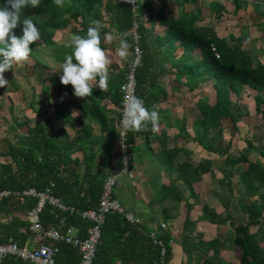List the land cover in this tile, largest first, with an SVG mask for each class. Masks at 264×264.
Wrapping results in <instances>:
<instances>
[{
  "label": "trees",
  "instance_id": "trees-1",
  "mask_svg": "<svg viewBox=\"0 0 264 264\" xmlns=\"http://www.w3.org/2000/svg\"><path fill=\"white\" fill-rule=\"evenodd\" d=\"M196 1L177 0L178 13L173 17L169 16L170 0H138L135 10L129 4L116 0L105 3L102 0H63L62 5H58L56 0H39L35 8L29 6L22 13V17L27 16L36 22L41 32V39L30 45L32 52L29 58L33 59L36 65L39 64L40 56L35 48L38 43H42L44 52L51 56L55 66H62L65 55L72 51L70 38L75 34H86L92 21H101L102 48L106 50L107 45H110V42L104 41V33H112L121 34L128 40L129 54H133L136 46L141 51L135 71L136 90L137 97L144 101L149 110L152 108L151 94L156 81L153 77L157 75L173 77L174 83L184 85L189 92L195 91L207 82L212 83L211 97L214 101L211 104L207 99L198 100L201 118L192 139L205 150L220 152L221 150L215 146L216 141L222 136V122L228 120L235 127L241 118L247 115L246 111L241 109L242 106L235 101L241 97L244 87L248 86L255 92V112L264 124V65L255 61L252 54L242 47L241 37L220 38L213 28L203 25L198 10L195 12L185 10L186 5L194 4ZM222 3L211 2V9L218 18L225 10ZM157 8L160 9L157 21L160 26L165 27L163 34L156 32L151 26V18ZM143 15H146V20H141ZM21 28L22 25L15 29L17 35L21 34ZM67 29L63 36L64 40L55 43V35ZM134 35L138 37L137 44L134 42ZM211 47L215 48L218 59L211 51ZM130 64L131 61L119 72L109 69L107 90L102 91L94 87L93 94L84 98L83 105L86 106L88 103L90 116H87V122L83 124L82 135H77L74 141H69L63 131L52 133L45 131L41 125H35L33 129H29L26 139L19 137L17 148L14 144H9L8 150L0 153V191L34 188L41 192L50 188L53 195L67 206L79 211L95 209L102 193L105 176L94 169V158L86 149V139H89L92 133L93 123L101 124L104 119L109 121L102 106L105 98L111 96L116 103H121L120 87ZM6 72L12 73L13 68ZM57 75L49 78L50 85L44 89L45 94H48L52 86L64 85ZM8 81L10 92L13 89L12 78ZM65 86L73 88L71 84ZM62 107L66 111H61ZM61 112L65 113L63 121L75 129L73 120L69 113H66V104L58 102L55 105V114ZM9 124L6 134L13 138L14 119ZM136 134L142 135L147 141L153 135L151 124L139 132L130 130L127 148ZM176 139L191 138L185 128H181ZM78 151L83 153L82 160L72 157ZM179 153L185 154L186 158L190 156L187 150L174 147L164 153L161 163L163 168L171 173L176 169L180 171L177 177L171 179V185L180 181L186 187H190L206 169L201 164L197 175L193 176L192 173L195 171L190 170L188 162L175 164L174 158ZM252 155L255 159L250 160ZM242 161L247 163V168L244 171L233 172L234 165ZM80 166L84 167L82 175L78 172ZM230 170L227 174L224 172L223 181L235 174L238 176V182L243 185L244 192L238 200V207L246 216V223L236 226L230 222L226 243L222 249L233 250L238 246L243 251V261L240 264H250L246 260L248 256L253 259V264H261L264 260V146H257L249 140L240 151V157L230 161ZM231 185L230 182L227 185L230 197L234 194ZM36 204L35 198L0 201V244L12 240L22 247L31 241L27 214L36 207ZM61 217L65 218L67 226L80 229L85 233L83 238L86 237L89 224L77 215L61 214L48 205L39 215L44 230L58 223ZM252 228L257 230L251 233ZM147 235L148 233L144 234L140 230L139 225L129 224L119 215H109L102 226L101 239L92 264H112L114 258L121 257L122 254L124 256L122 255L121 261L124 264H156V252ZM162 239L166 243L170 241L166 234L162 235ZM57 246L60 250L56 259L58 264H79L80 255L76 249L65 244ZM208 250H214V256L209 264H215L219 256L217 243L209 244ZM0 264L25 263L17 258H6Z\"/></svg>",
  "mask_w": 264,
  "mask_h": 264
},
{
  "label": "crops",
  "instance_id": "crops-1",
  "mask_svg": "<svg viewBox=\"0 0 264 264\" xmlns=\"http://www.w3.org/2000/svg\"><path fill=\"white\" fill-rule=\"evenodd\" d=\"M102 1L105 3V0ZM213 1L216 0H197L194 4L186 5L185 10H198L203 25L213 28L220 38L241 37L242 47L252 54L255 61L264 65V0L217 1L223 2L225 9L220 18L211 9ZM176 2L177 0L169 2V16L177 15ZM159 13L160 9L157 8L151 18V26L156 32L163 34L165 27L160 26L157 21ZM67 31L68 29L58 32L54 42L58 44ZM119 46L117 38L110 42L106 49V54L111 59L109 69L113 72L124 69L130 61L131 54L127 61L118 56L116 49ZM35 49L40 56L39 64L36 65L30 58L14 64L12 91H8L9 78L8 87L0 88L2 94H12L14 104L13 138L5 133L6 138L2 139L0 144V153L6 152L9 144H14L17 148L19 137L25 138L29 129H33L35 125H41L45 131L52 133L63 131L69 141H74L77 135H82L83 124L87 122V116H90L88 103L83 105L84 98L75 96L72 87L55 85L50 88L48 94L44 93V89L50 85L49 78L56 74L59 76L58 72L62 66H55L51 56L44 52L42 43H38ZM153 79L156 81L150 105L151 110L155 108L159 113L158 127L147 141L140 134L134 136L127 149L129 173L123 171L121 163V144L117 128L120 104L111 96L106 97L102 103L109 121L104 119L101 124L91 125L92 133L89 139H86V149L94 158V169L102 172L105 178L110 176L113 168L119 169L114 197L127 212L140 220L139 228L144 234L153 231L162 223L166 224L162 235L166 234L170 239L167 264H209L214 250H208V245L213 242L217 243L219 250L215 264H222L224 252L227 251L222 249V246L226 243L230 222L236 226L246 223V216L238 207L244 187L238 182V176L235 174L223 181L224 172L227 174L231 171L230 161L238 159L240 151L245 148L247 141L243 135L247 133L245 129L248 131L254 122V116L251 117L250 109L247 108V115L243 116L235 127L228 120L223 121L222 136L215 146L221 151L205 150L192 138L201 118L198 100L213 95L212 83L207 82L189 92L184 85L174 83L171 76L157 75ZM254 96L255 92L247 86L244 87L241 97L235 101L245 107L244 101L251 99L255 112ZM58 102L66 104V113H69L73 120L75 129L63 121L64 112L55 114V105ZM247 104L251 105L250 102ZM61 111L66 110L62 107ZM3 126L7 129L6 124ZM181 128H185L190 140L176 139ZM174 147L190 153L189 158L183 153L177 154L174 158L176 165L188 162L190 170L195 171L193 176L197 175L201 164L206 169L190 187L180 181L171 185V179L177 177L180 171L176 169L171 173L163 168L161 161L164 159V153ZM72 157L82 160L83 153L78 151ZM246 168L247 163L242 161L236 163L232 171H244ZM83 171L84 167L80 166L79 174L82 175ZM229 182L234 190L232 197L227 187ZM74 232L79 238L85 236L80 229L74 228ZM122 255L114 258L112 264H124L121 261L124 256ZM227 264H240L236 254L234 260H228Z\"/></svg>",
  "mask_w": 264,
  "mask_h": 264
},
{
  "label": "built area",
  "instance_id": "built-area-1",
  "mask_svg": "<svg viewBox=\"0 0 264 264\" xmlns=\"http://www.w3.org/2000/svg\"><path fill=\"white\" fill-rule=\"evenodd\" d=\"M117 2L127 3L137 8L138 0H116ZM221 1V0H216ZM146 15L141 20H146ZM136 27V23H134ZM135 44L138 37L133 36ZM216 59L219 58L215 48L211 47ZM141 51L136 46L132 54L131 64L125 74L124 81L120 87L121 103L120 117L118 120V140L121 144V163L123 171L129 173L127 156V137L130 130H125L121 123L124 112L125 98L137 97L135 71L139 64ZM117 183L116 176H107L104 179L102 193L95 209L85 211L76 210L74 207L67 206L64 202L53 195L50 188L38 192L34 188H28L22 191H0V201L14 198H35L36 207L27 214L28 229L31 233V241L24 246L19 247L14 241L9 240L5 244H0V262L6 258H17L25 264H58L56 259L60 252L57 244L70 245L76 249L80 255L79 264H92L95 257L97 246L101 239L102 226L109 215L115 214L121 216L127 223L138 226L140 220L130 212H127L123 205L114 197V189ZM59 211L61 214L77 215L82 221L89 224L85 238H79L75 235L74 228L66 225L65 218L61 217L54 226L44 230L39 215L46 206ZM166 229V224H160L156 229L148 233V238L156 252V264L168 263V246L162 239V232ZM51 243V245H50Z\"/></svg>",
  "mask_w": 264,
  "mask_h": 264
},
{
  "label": "clouds",
  "instance_id": "clouds-1",
  "mask_svg": "<svg viewBox=\"0 0 264 264\" xmlns=\"http://www.w3.org/2000/svg\"><path fill=\"white\" fill-rule=\"evenodd\" d=\"M39 0H3L0 2V87L7 85L3 73L12 69L14 64L28 60L36 41L41 39V32L37 23L27 16L22 17L29 6L35 8ZM58 5L63 0H56ZM21 34L17 35L15 29L21 27ZM101 21H92L86 34H75L70 38L72 51L66 54L62 68L58 72L60 82L73 86L74 95L88 97L93 94V88L102 91L109 87L111 59L101 46ZM119 38L118 56L127 61L129 56V43L121 34L104 33L103 39L112 42ZM159 113L155 108L149 110L140 97H126L124 102L123 119L121 121L125 130L139 132L152 126L155 131L158 127Z\"/></svg>",
  "mask_w": 264,
  "mask_h": 264
},
{
  "label": "rangeland",
  "instance_id": "rangeland-1",
  "mask_svg": "<svg viewBox=\"0 0 264 264\" xmlns=\"http://www.w3.org/2000/svg\"><path fill=\"white\" fill-rule=\"evenodd\" d=\"M111 1H114V0H105V2H111ZM172 1H175V0H172ZM171 5H172V3H171ZM62 39L64 40V37H62ZM129 59L131 61L132 54L130 55ZM3 76L7 80V78L13 77V72L8 74L5 71L3 73ZM4 87L7 88L8 83ZM199 95H200V93H199ZM203 99H206V98H203ZM207 100L212 104L214 101V98L208 97ZM248 102H250L251 105H248L247 104ZM248 102L244 101L245 107H244V104L240 103V105L242 106L241 109L243 111H246L245 113H248L249 110L247 108H249L250 112H251V117L254 116V119H253L254 122L251 123V125H250L251 127H249L248 131H247V129H245V131L247 133L243 136L245 137V141H247V142L250 140L253 144H255L257 146H264V129L261 128V127L264 128V126H263L264 124L261 123L260 116L256 112L253 111V101L250 99V100H248ZM13 119H14V104L12 103V94L6 95L5 93L2 94L0 92V142H1L0 144H2V139L6 138V136H5L6 129H5V126H3V124H6V125L9 124L12 122ZM249 159L253 160V159H255V156L252 155ZM256 230H257V228H252L251 233H254ZM234 256H235L234 250H227L226 252H224L222 264H227L228 260L233 261Z\"/></svg>",
  "mask_w": 264,
  "mask_h": 264
},
{
  "label": "water",
  "instance_id": "water-1",
  "mask_svg": "<svg viewBox=\"0 0 264 264\" xmlns=\"http://www.w3.org/2000/svg\"><path fill=\"white\" fill-rule=\"evenodd\" d=\"M117 173H119V169H116V168H113L111 173H110V176H116ZM234 251H235V254L236 256L239 258V261H243V251L240 249V247L238 246H235L234 247ZM246 260L250 263V264H253V259L251 257H246ZM261 264H264V260Z\"/></svg>",
  "mask_w": 264,
  "mask_h": 264
}]
</instances>
